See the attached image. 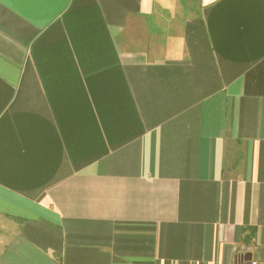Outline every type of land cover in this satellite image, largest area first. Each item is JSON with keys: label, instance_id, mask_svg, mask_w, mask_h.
I'll use <instances>...</instances> for the list:
<instances>
[{"label": "crops", "instance_id": "obj_1", "mask_svg": "<svg viewBox=\"0 0 264 264\" xmlns=\"http://www.w3.org/2000/svg\"><path fill=\"white\" fill-rule=\"evenodd\" d=\"M264 263V0H0V264Z\"/></svg>", "mask_w": 264, "mask_h": 264}, {"label": "built area", "instance_id": "obj_2", "mask_svg": "<svg viewBox=\"0 0 264 264\" xmlns=\"http://www.w3.org/2000/svg\"><path fill=\"white\" fill-rule=\"evenodd\" d=\"M250 264H260V263H258V262H256V261H252V262H250ZM264 264V263H263Z\"/></svg>", "mask_w": 264, "mask_h": 264}, {"label": "water", "instance_id": "obj_3", "mask_svg": "<svg viewBox=\"0 0 264 264\" xmlns=\"http://www.w3.org/2000/svg\"><path fill=\"white\" fill-rule=\"evenodd\" d=\"M248 264H250V260L248 261Z\"/></svg>", "mask_w": 264, "mask_h": 264}]
</instances>
